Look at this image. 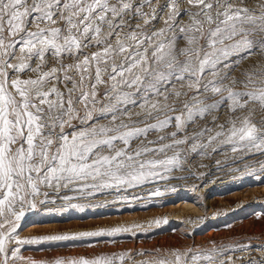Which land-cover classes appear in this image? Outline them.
<instances>
[{"label": "snow or ice", "instance_id": "6c2138e0", "mask_svg": "<svg viewBox=\"0 0 264 264\" xmlns=\"http://www.w3.org/2000/svg\"><path fill=\"white\" fill-rule=\"evenodd\" d=\"M192 155L226 156L264 178V0H0V264L23 259L25 244L131 231L18 239L26 211L50 203L49 191L83 210L71 201L185 179L174 172ZM237 260L264 264V255L188 249L140 264Z\"/></svg>", "mask_w": 264, "mask_h": 264}, {"label": "rangeland", "instance_id": "374dc122", "mask_svg": "<svg viewBox=\"0 0 264 264\" xmlns=\"http://www.w3.org/2000/svg\"><path fill=\"white\" fill-rule=\"evenodd\" d=\"M159 3L163 4L164 0ZM164 18L167 19V14ZM183 20L187 23V17ZM250 62H242V65ZM216 159L223 162L221 166L215 164ZM183 167L184 171H176L174 175L185 179L155 180L119 192L109 190L110 195L71 201L80 204L83 210L69 207V201L62 199L63 190L60 193L49 191L50 203L38 204L36 209L26 211L17 229L18 239L116 227L131 231L114 237L25 244L20 246L23 259L10 260L9 264H54L58 258H93L113 253H128L132 259L125 264H140L160 257L171 259L177 250L214 248L245 258L264 255L259 251L264 245V178L257 180L247 175L246 165L232 164L226 156L192 155ZM157 188L163 196L152 195ZM246 245L255 250L241 251V246ZM13 247H16L14 243L9 245ZM138 252L150 255L140 256ZM236 264H240L239 260Z\"/></svg>", "mask_w": 264, "mask_h": 264}]
</instances>
